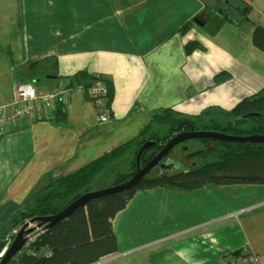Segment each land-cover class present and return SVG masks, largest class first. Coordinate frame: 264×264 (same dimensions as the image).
<instances>
[{
	"label": "crops",
	"instance_id": "crops-1",
	"mask_svg": "<svg viewBox=\"0 0 264 264\" xmlns=\"http://www.w3.org/2000/svg\"><path fill=\"white\" fill-rule=\"evenodd\" d=\"M245 8L244 20L255 14L251 24L264 26V0H0V106L13 101L20 71L47 57L56 59L63 79H48L42 89L37 81L39 93L80 71L116 89L108 122H100L96 104L78 86L60 101L65 121L54 111L49 120L0 134V239L34 193L136 139L156 114L231 111L264 89L255 29L236 21ZM219 9L230 20L210 34L196 19L203 23ZM224 25L238 35L216 36ZM190 41L200 49L188 54ZM112 224L118 249L93 264H235L233 253L249 250L264 264V185L139 191Z\"/></svg>",
	"mask_w": 264,
	"mask_h": 264
},
{
	"label": "trees",
	"instance_id": "trees-1",
	"mask_svg": "<svg viewBox=\"0 0 264 264\" xmlns=\"http://www.w3.org/2000/svg\"><path fill=\"white\" fill-rule=\"evenodd\" d=\"M215 13L213 12V15ZM223 19L230 20L226 16ZM188 30L189 24H186L179 31L185 34ZM252 42L264 53V26L256 25ZM197 49H200V46L196 41H190L186 45L188 54ZM18 77L20 84H36L40 78L48 80L49 77H55L57 81L63 79L59 75L57 61L52 57L30 63L26 69L20 71ZM65 80L68 90L82 86L94 102L97 98L92 97L90 91L100 85L107 91V94L100 99L112 110L116 94L113 83L93 76L87 71H80ZM66 114L65 104L59 102L55 110L57 120L65 121ZM191 131L221 132L242 137L264 136V89L245 97L231 111L208 110L192 118H187L173 109L156 114L152 125L136 139L112 150L73 174L52 179L47 186L34 193L26 207L20 210L13 220L11 230L2 235L0 254L7 246L6 236L11 232L12 242L19 228L30 219L58 214L88 192L127 183L135 176L139 165L145 167L162 151L164 142L177 133ZM197 141L211 146L193 153L192 157L210 154L213 161L203 166H196L187 172L156 177L150 173L134 188L88 201L67 219L35 235L9 264H93L116 253L118 240L113 230V219L127 207L139 191L163 187L173 191L193 193L210 186L264 185V144L231 143L210 139L193 140V142ZM149 142L156 145L145 150L138 159L139 153ZM126 154L130 156V171L127 173L117 171L112 176L115 179L112 184L98 186V179H101L102 174ZM93 185L98 187L92 189ZM242 252L237 251L233 256Z\"/></svg>",
	"mask_w": 264,
	"mask_h": 264
},
{
	"label": "water",
	"instance_id": "water-1",
	"mask_svg": "<svg viewBox=\"0 0 264 264\" xmlns=\"http://www.w3.org/2000/svg\"><path fill=\"white\" fill-rule=\"evenodd\" d=\"M216 12L212 18L206 19L203 23L197 18L196 21L204 28V30L210 34H214L218 28L223 24L225 19L224 16L230 18L228 14L224 15L223 10H215ZM49 79H55V77H49ZM198 139H210L214 141H224L231 143H255L264 144V136H231L221 132L212 131H191V132H180L174 135L171 139L167 140L162 144L164 147L162 151L145 167L138 166L135 176L127 183L120 184L118 186L110 187L104 190H97L94 192H88L81 196L78 200L68 206L66 209L58 214L47 216V217H36L26 222L20 230L17 232L14 240L0 259V264H9L17 255H19L29 243L32 236L36 235L39 229H49L57 223L70 217L76 210L84 206L88 201L102 197L115 192H122L136 187L139 182L150 174L155 168H160L162 171L172 170L181 168L182 165L178 164H167L163 161L171 152L176 149H180L183 143L191 142ZM156 143H147L142 151L139 153V158L145 150L155 146Z\"/></svg>",
	"mask_w": 264,
	"mask_h": 264
},
{
	"label": "built area",
	"instance_id": "built-area-1",
	"mask_svg": "<svg viewBox=\"0 0 264 264\" xmlns=\"http://www.w3.org/2000/svg\"><path fill=\"white\" fill-rule=\"evenodd\" d=\"M107 94V91L100 85L95 86L90 95L94 98L98 110V118L100 122H108L112 120V110L105 106L100 99ZM70 95V90L66 88V83L57 87L51 92L39 93L34 83H23L15 86L13 91V101L7 105L0 106V134H6L24 121L31 119L49 120L53 118L54 111L58 102L67 99ZM37 235V234H36ZM35 237L32 236L30 241ZM29 241V242H30ZM12 242L9 241L6 250ZM6 250L0 254L4 255ZM235 264H261L259 256L249 250L234 256Z\"/></svg>",
	"mask_w": 264,
	"mask_h": 264
},
{
	"label": "rangeland",
	"instance_id": "rangeland-1",
	"mask_svg": "<svg viewBox=\"0 0 264 264\" xmlns=\"http://www.w3.org/2000/svg\"><path fill=\"white\" fill-rule=\"evenodd\" d=\"M248 8H245L243 11L244 13L241 15V14H238V19L236 20L238 24H240V26H243V28H245L246 30L252 28L253 30L255 29V26L251 23H256V19L257 17H255L256 15L255 14H252L249 15L250 18H248V20H244V18L247 16H245L244 14L247 13ZM225 27H222V31H220L221 33H218V35L216 36H222L224 37L225 40H229L231 38H234L236 37L238 34V31H233L232 33H228L226 32V28H230L231 25H224ZM229 26V27H228ZM234 27H232L231 30H234L233 29ZM244 30V29H243ZM224 32V33H223ZM236 32V33H235ZM220 34V35H219ZM218 38V37H217ZM246 33H243L242 34V37H241V41L243 43V46L244 44H246ZM247 43H248V39H247ZM245 56V55H244ZM49 80H46L44 78H40V80L38 81L37 85L40 89L44 88L46 82H48ZM191 147L194 149V150H197V151H200V150H205L207 148H209L211 145L208 144V145H205V144H202L201 142H190ZM174 156V154H173ZM129 154H126L123 158L117 160L116 162H114L106 171L105 173L102 174V177L101 179H98V186H102V185H110L114 182V178L112 177L117 171H122V173H127L129 172L130 170V166H129ZM195 161L196 163V166H203L205 165L206 163L208 162H211L213 161V158L210 154H204L200 157H197V158H193V157H187L186 154L183 155V158H182V162L185 163V165H188L189 163ZM180 169V168H178ZM154 176H157L159 174V171L157 170H154L153 173H152ZM169 174H172V173H167L166 175H169ZM97 186V187H98ZM97 187H94L93 185V188L92 189H96ZM97 191V190H96ZM91 192H94V191H91ZM85 195V194H84ZM18 230H15V232H17ZM9 241H11L10 239L7 240V245L9 243ZM7 247V246H6ZM6 247H5V250H6Z\"/></svg>",
	"mask_w": 264,
	"mask_h": 264
},
{
	"label": "flooded vegetation",
	"instance_id": "flooded-vegetation-1",
	"mask_svg": "<svg viewBox=\"0 0 264 264\" xmlns=\"http://www.w3.org/2000/svg\"><path fill=\"white\" fill-rule=\"evenodd\" d=\"M188 144L189 143H187V142L183 143L182 145H180L181 146L180 149L179 148L176 149L175 151L171 152L167 157H165L163 159V161L167 164L182 165V167L180 169H178V168L173 169L176 173L187 172V171H190L196 167L195 161L189 163L188 165H185V163L182 162L183 155L186 154L187 157H190V156L192 157V154L197 152V150H194L191 147L192 144H189V145ZM173 154H174V156H173ZM173 174H175V173H173Z\"/></svg>",
	"mask_w": 264,
	"mask_h": 264
}]
</instances>
